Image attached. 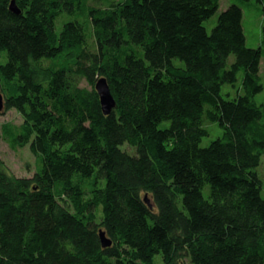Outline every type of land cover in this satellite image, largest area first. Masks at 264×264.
<instances>
[{
  "label": "trees",
  "instance_id": "obj_1",
  "mask_svg": "<svg viewBox=\"0 0 264 264\" xmlns=\"http://www.w3.org/2000/svg\"><path fill=\"white\" fill-rule=\"evenodd\" d=\"M235 1L209 33L220 0H0L1 136L36 158H0V264H264V24L247 47Z\"/></svg>",
  "mask_w": 264,
  "mask_h": 264
},
{
  "label": "rangeland",
  "instance_id": "obj_2",
  "mask_svg": "<svg viewBox=\"0 0 264 264\" xmlns=\"http://www.w3.org/2000/svg\"><path fill=\"white\" fill-rule=\"evenodd\" d=\"M232 3H236L235 0H220V8L219 10L212 16L210 21L205 23V27L207 31L210 33L212 31V27L215 25L219 15L222 11L229 8ZM243 20L242 26L244 29V34L246 37V45L249 48L258 47L261 43V28L264 24V0H252L250 5H243ZM233 57H230V62H233ZM176 65H184L182 62L174 61ZM260 75L261 81H263V90L255 97L256 103L264 102V58H262V62L260 64ZM241 76L239 77V84ZM236 90L238 87L234 89L231 85L226 84L222 93L225 95L227 92H232L236 97ZM22 115L15 110H6L0 113V158L3 160L7 169H9L13 175L16 177H26L29 178L35 173L36 166V158L32 155L31 151L28 147L19 148V150H13L9 145L5 142L2 134V127L6 123H11L14 125H20L22 123ZM204 127H206L210 132L208 136H205L203 139L201 146L206 147L212 141L216 140L221 134V129L214 123H211L208 119H205ZM261 163L258 169V175L261 180H263V193L262 197H264V156L261 157ZM209 187L206 188V194H208Z\"/></svg>",
  "mask_w": 264,
  "mask_h": 264
},
{
  "label": "water",
  "instance_id": "obj_3",
  "mask_svg": "<svg viewBox=\"0 0 264 264\" xmlns=\"http://www.w3.org/2000/svg\"><path fill=\"white\" fill-rule=\"evenodd\" d=\"M9 10L12 14L14 13L16 15H21V11L15 0H12ZM94 88L96 89L99 96L103 114L110 115L116 108V101L111 94V89L108 86L106 78L98 79L94 85ZM4 109L5 103L3 102V95L0 92V113L4 112ZM146 202L148 203V200H146ZM100 241L102 242L103 248H110L113 243L107 239L106 233L104 231H100Z\"/></svg>",
  "mask_w": 264,
  "mask_h": 264
}]
</instances>
